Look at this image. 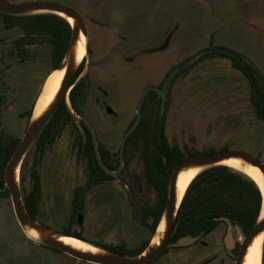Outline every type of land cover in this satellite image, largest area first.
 I'll use <instances>...</instances> for the list:
<instances>
[{"label": "rangeland", "instance_id": "rangeland-1", "mask_svg": "<svg viewBox=\"0 0 264 264\" xmlns=\"http://www.w3.org/2000/svg\"><path fill=\"white\" fill-rule=\"evenodd\" d=\"M57 1L77 8L88 22L90 47L83 59L84 73L89 71L92 62V72L98 73L104 85L112 80L121 83L119 102L112 103L119 118L105 115L111 122L121 120L119 131L112 135L114 141L120 140L127 122L136 115L145 89L160 87L171 67L192 61L194 55L209 46H226L243 53L264 74V0ZM2 25L0 17V27ZM21 31L17 27L13 33L17 35ZM166 42L165 49L155 50ZM36 49L35 56L44 61V67L34 63L25 70L29 77V96L6 117L7 127L21 137L28 120H17L18 114L36 104L51 72L50 48ZM95 63L99 64V69ZM175 75L176 72L165 84L171 88L172 96L166 124L172 141L199 150L228 146L249 151L264 160V121L253 109L248 79L231 66L229 59L200 61L188 74L172 82ZM68 103L71 105L70 99ZM92 107L89 111L95 114ZM88 116L100 133L101 124ZM101 122L103 124V120ZM102 133L99 140L107 141L110 135ZM73 138L74 131L68 127L47 153L42 167L44 201L37 219L61 232L72 218L74 190L86 180L83 163L77 161L72 152ZM118 147L119 143L114 149ZM133 150L129 148L130 162ZM143 169L138 153L133 175L142 182V194L133 181L128 193L117 182L87 190L81 217L77 216L72 223L74 229L82 231L86 241L93 244L125 242L130 248L140 245L143 241L140 235H143L142 206L145 199L148 205L155 199L154 191L144 180ZM0 264L90 263L31 240L16 218L11 198H1Z\"/></svg>", "mask_w": 264, "mask_h": 264}, {"label": "trees", "instance_id": "trees-1", "mask_svg": "<svg viewBox=\"0 0 264 264\" xmlns=\"http://www.w3.org/2000/svg\"><path fill=\"white\" fill-rule=\"evenodd\" d=\"M0 16L8 28L16 25L21 26L29 35L30 42L40 38L47 40V45L51 51V70L56 69L61 64L72 35V27L66 18L54 13L14 16L0 12ZM167 45L168 42L155 50H163ZM197 55L199 58L193 63L181 62L171 67L166 75V80L175 70L178 71L179 69L173 81L188 74L200 61L227 58L230 60L231 66L248 79L251 85L250 98L253 109L257 117L264 121V74L248 57L226 46L215 45L199 51L192 58ZM83 66L84 63L72 80V85H75L69 95L71 106L75 111L80 109L78 98L84 91V88H80L82 85L76 84L75 80ZM171 102L170 94L160 95L156 91H151L143 107V117L135 132L140 135L142 140V157L147 183L157 195L156 202L146 208L143 218V224L151 229L152 234H154L166 206L169 182L175 167L188 156L200 154L199 151H183L180 144L172 142L167 136L166 122ZM152 104L156 105L155 109L150 107ZM32 112L33 106L26 114L31 118ZM73 123V115L66 99H64L38 136L35 142L36 154L32 159L27 157L24 160L21 173L23 197L29 212L36 218L41 214L44 201L42 164L48 151L63 136L67 127ZM88 137L89 141L83 150L85 152L83 158L87 183L100 184L112 177L99 165L91 134ZM20 141L21 138L18 136L7 134L4 131L0 132V199L10 198V192L5 184V168ZM226 149L229 147L223 146L221 148V150ZM216 151V148L211 147L204 153ZM99 152L106 167L111 170L114 169L113 166L109 165L104 150L100 148ZM258 157L260 156L258 155ZM81 190L82 188H78L75 192L72 218L69 226L63 232L86 241L82 231H77L72 225L77 217L76 208ZM262 202V192L258 183L246 173L227 165L208 168L199 173L189 185L179 209L170 242L176 244L185 235H196L202 227L217 223L218 218L222 216L230 217L250 233L260 214ZM150 240H144L136 248H130L125 242L95 245L120 255L136 256L147 247ZM41 246L61 252L55 248ZM262 264H264V246Z\"/></svg>", "mask_w": 264, "mask_h": 264}, {"label": "flooded vegetation", "instance_id": "flooded-vegetation-1", "mask_svg": "<svg viewBox=\"0 0 264 264\" xmlns=\"http://www.w3.org/2000/svg\"><path fill=\"white\" fill-rule=\"evenodd\" d=\"M0 17L2 18V16ZM17 27H19L22 31L20 34L16 35L13 33V30ZM47 43H48L47 40H42V38H40L39 40L30 42L29 35L26 34V32L23 30L21 26L16 25V26L8 28L4 24V20H3V25L2 27H0V132L4 131L7 134H10L13 136L15 135L22 139L23 136L21 137L17 135L16 133H14L12 130H10L7 127L6 117L9 114V112L12 109H14L21 100H23V98H26L29 96V92H30L29 77L27 76L28 74L26 73L25 70L28 69V67L34 63H37L41 67L43 66L44 61L37 59L35 56V53L37 50L36 48L46 47L48 46ZM49 61L51 63V51H50ZM83 63H84V66L82 70L79 72L75 80L76 84L79 83L82 85V87L80 86L81 89L84 88V91L81 93V95L78 98L80 109L76 112L79 114V116L77 118L73 116L74 123L68 126L69 128L71 127L74 131V138L72 141V152L74 153L75 159L83 163L82 165L83 172H84L83 176L86 177V180L84 181V183L78 185L74 190L73 200H74L75 192L77 191V189L82 188V190L80 191L81 194L79 197L78 206L76 208V216H79V214L81 215L82 211L84 210V207H85L84 194L87 192V190H89L90 188L94 186L114 184V182H117L120 185L122 184L124 186V189L128 193L130 192V182L133 181L136 184V186L139 185V193L141 194L143 193V185H142L141 180L139 178L137 179V177L133 175L135 163H136V156L138 155V153H139V156L141 157V161L143 163V168H144V162H143V157H142V153H143L142 140L140 139V135L135 133L137 128L127 137V139L123 143L125 135L132 128V126L134 125L136 121V115L133 117V119L127 122V125L124 128V131H123V134L120 140L118 142L114 141V138L112 135L115 132L119 131V128L121 126L120 125L121 120L118 119L117 122H111L106 119L105 115L114 116L116 118H119L118 113L113 109L112 103L118 104L119 102L120 95H121V83L117 80L116 81L112 80V82H109V85H104L103 80L99 78L98 73L92 72L91 67L94 65V63L90 62V67L88 68L89 71H86L85 73H84L85 62ZM95 64H97V67L99 69V64L98 63H95ZM175 71L177 73L179 69L178 71L177 70ZM174 72H172V74H174ZM47 78L45 79L43 86ZM166 81L167 80L165 78L163 83L160 85V88L165 87V84L167 83ZM172 82L174 81L172 80ZM74 85L75 84H73V87ZM166 88H167V91L165 92V94H170L171 96V88L170 87L169 88L166 87ZM151 91H154V90H150L149 93ZM70 92H69V95H70ZM149 93L146 97V100L149 96ZM69 95H68V98L66 99L67 101L68 99H70ZM160 95H163V94H160ZM171 99H172V96H171ZM90 104L93 106L92 109L95 110V114H92L89 111V108L91 107ZM33 107H34V104H33ZM150 107L152 109H155L156 105L152 104ZM29 109L30 108H27L23 110L22 112H20L18 114L17 120L22 121L23 119H27L28 124H29L30 117L26 114ZM88 114H90L91 117L93 116L95 121L101 124L102 130H100V133L98 130L94 128L93 126L94 123L92 122L91 119H89ZM142 117H143V111H142ZM84 118L87 119V121ZM102 120H103V124L101 122ZM92 128L94 129L96 133L98 152L100 148L104 150L105 157L109 161V165L113 166L114 169L111 170L107 168L106 165L104 164L105 167L112 172L118 173L117 176L110 175L103 169V167L100 165L98 161L102 169L108 175L112 177L111 179L105 180V182L100 183V184H88L87 183V174H86L85 163H84V158H83L84 153H85L83 150H85L84 146L89 141V137H88L89 134H91L92 142H93L94 149H95ZM102 132L110 135L107 141L99 140L100 139L99 135L103 134ZM166 133H167V126H166ZM103 137H107V136L103 135ZM117 143H119V147L117 150H115L114 148ZM180 146L182 150L185 152L199 151L200 154H209V153H204L205 150H199L194 147H189L188 145L184 146L185 148L182 145ZM130 147H133L134 149L131 162L129 160L130 158L129 148ZM211 147L216 148V146H211ZM122 151H123V155L121 156ZM218 151H222V150L217 149L216 152ZM95 153H96V149H95ZM35 154H36V146L34 143L30 151L28 152L26 158L30 156H32L33 158ZM99 156L101 158L100 152H99ZM96 157H97V154H96ZM23 166H24V162L22 165V170H23ZM42 167H43V164H42ZM229 167L234 168L232 166H229ZM42 177H43V173H42ZM144 180L147 186L151 188L149 184L147 183L145 172H144ZM152 190L154 191V189ZM156 198H157V195L155 193L154 202L148 205L147 204L148 199H145V204L142 206L140 224L141 226H143L142 227L143 235L142 234L140 235L142 236L143 241L147 239H151L153 236V234L151 233V229L149 227H146L143 224L144 223L143 218H144V213H145L146 208L154 205V203L156 202ZM249 234L250 233H248L245 228L240 226L237 222L232 220L230 217L222 216L218 218L217 223L207 224L204 227H202L198 234L185 235V236H190V237H196V240L190 244H187L184 246H178L174 242H170V239H169V243L165 247L162 254L152 264L158 262L161 259V257L162 259L158 264H250L251 258L247 259L245 263V258L242 256L243 241L246 238V236Z\"/></svg>", "mask_w": 264, "mask_h": 264}, {"label": "water", "instance_id": "water-1", "mask_svg": "<svg viewBox=\"0 0 264 264\" xmlns=\"http://www.w3.org/2000/svg\"><path fill=\"white\" fill-rule=\"evenodd\" d=\"M0 12L8 15L22 16L40 13H54L58 14L66 19L71 18L72 21H68L72 27V35L69 43V47L65 53V56L61 64L51 72L55 70L63 71V77L56 91L54 97L46 105V107L38 114L35 113V104L33 107L32 116L30 118L27 130L23 135L18 147L9 159L5 168V184L10 192V198L12 200L14 212L16 218L26 233V235L33 241L45 245L51 248L58 249L59 251L79 260L90 264H152L164 251L165 247L169 243V239L173 234L176 219L181 207L182 199L179 201L178 194V181L183 173L198 170L196 176L202 171L218 166L225 165L223 162L229 159H240L244 163L257 167L264 177V160L257 157L253 153L242 149H227L209 154L192 155L182 160L174 169L168 188V199L157 228L148 243L147 247L136 256H125L114 253L110 250L104 249L88 241L95 249H83L73 244L67 243L64 238L74 237L64 232L57 231L48 227L34 217L28 210L21 186V170L23 162L30 151L31 147L37 140L42 129L54 115L60 104L64 99L68 98L72 85V80L80 68L83 59L88 55L89 44V26L86 18L83 14L74 6L57 1V0H31L25 2H9L6 0H0ZM81 42L84 43L85 53L82 58H79V50ZM199 58V55L194 57L189 63H193ZM50 72V73H51ZM176 72V71H175ZM42 90V89H41ZM150 90L165 94L167 88H160L155 86H149L145 89L144 94L137 106L136 121L132 128L125 135L124 141L127 137L137 128L141 119L143 105ZM40 93H42L40 91ZM40 93L38 98L40 97ZM37 98V99H38ZM67 101V100H66ZM68 103V101H67ZM69 109L72 115L77 118L79 114L75 112L73 107L68 103ZM85 119V118H84ZM87 121V119H85ZM94 137L96 154L98 161L103 169L112 176H117V172L108 170L103 161L101 160L98 152L96 133L92 128ZM123 155V151L121 156ZM195 176V177H196ZM194 177V178H195ZM193 181V180H192ZM191 184V183H190ZM259 185V184H258ZM260 187V186H259ZM261 189V187H260ZM187 191V190H186ZM262 207L257 221L249 235L243 241L242 256L245 258L250 246L259 236L264 235V195L263 191ZM81 215L79 214V218ZM80 239V238H78ZM196 240V237L185 236L178 240L176 245L184 246L190 244Z\"/></svg>", "mask_w": 264, "mask_h": 264}, {"label": "bare ground", "instance_id": "bare-ground-1", "mask_svg": "<svg viewBox=\"0 0 264 264\" xmlns=\"http://www.w3.org/2000/svg\"><path fill=\"white\" fill-rule=\"evenodd\" d=\"M68 21H72L71 18L67 19ZM85 53L84 43L81 42L80 50H79V58H82ZM63 77V71L55 70L48 75V78L42 88V93H40V97L37 99V103L35 105V113H40L46 105L51 101L54 97L56 91L59 88ZM225 165L232 166L247 175L253 178L261 187L264 195V177L262 173L258 170L257 167L251 166L249 164L244 163L240 159H229L223 162ZM198 170H192L186 173H183L178 181V194L179 201L182 199L186 190L188 189L190 183L196 176ZM64 240L67 243L73 244L74 246L83 248V249H95L92 245L87 242H84L81 239L74 237H66ZM263 246H264V235L259 236L250 246L246 256L245 263L247 259H250V264H262L263 258Z\"/></svg>", "mask_w": 264, "mask_h": 264}]
</instances>
